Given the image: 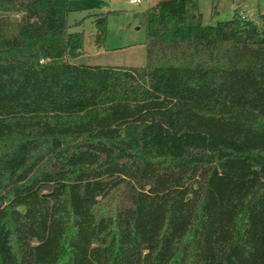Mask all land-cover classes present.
Masks as SVG:
<instances>
[{"label":"trees","instance_id":"16d2710c","mask_svg":"<svg viewBox=\"0 0 264 264\" xmlns=\"http://www.w3.org/2000/svg\"><path fill=\"white\" fill-rule=\"evenodd\" d=\"M196 1L120 68L70 62L67 0H0V264H264V11Z\"/></svg>","mask_w":264,"mask_h":264},{"label":"rangeland","instance_id":"374dc122","mask_svg":"<svg viewBox=\"0 0 264 264\" xmlns=\"http://www.w3.org/2000/svg\"><path fill=\"white\" fill-rule=\"evenodd\" d=\"M159 0H67L66 16L71 32L83 33V50L72 64L143 68L146 65L145 11ZM203 25L229 20L236 13L257 20L264 11L263 0H197ZM105 19V38L101 47L94 45L98 19ZM81 22L79 26L76 23Z\"/></svg>","mask_w":264,"mask_h":264},{"label":"built area","instance_id":"2783aa9c","mask_svg":"<svg viewBox=\"0 0 264 264\" xmlns=\"http://www.w3.org/2000/svg\"><path fill=\"white\" fill-rule=\"evenodd\" d=\"M141 2H142V0H129L130 4H139Z\"/></svg>","mask_w":264,"mask_h":264},{"label":"water","instance_id":"95a60500","mask_svg":"<svg viewBox=\"0 0 264 264\" xmlns=\"http://www.w3.org/2000/svg\"><path fill=\"white\" fill-rule=\"evenodd\" d=\"M102 21H103V19L98 18V19L95 20V23L100 24V23H102Z\"/></svg>","mask_w":264,"mask_h":264}]
</instances>
